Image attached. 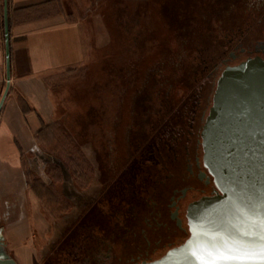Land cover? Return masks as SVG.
Masks as SVG:
<instances>
[{"label":"flooded vegetation","instance_id":"1","mask_svg":"<svg viewBox=\"0 0 264 264\" xmlns=\"http://www.w3.org/2000/svg\"><path fill=\"white\" fill-rule=\"evenodd\" d=\"M115 1L111 61L93 85L80 87L77 108L63 118L78 152L59 159L30 148L31 187L37 191L41 179L40 188L63 197L38 250L53 264H137L183 242L188 205L216 189L200 137L215 81L241 54L264 58V35L252 46L241 41L259 22V0ZM154 1L183 38V54L174 63L162 53L142 71L156 45L147 12Z\"/></svg>","mask_w":264,"mask_h":264},{"label":"crops","instance_id":"2","mask_svg":"<svg viewBox=\"0 0 264 264\" xmlns=\"http://www.w3.org/2000/svg\"><path fill=\"white\" fill-rule=\"evenodd\" d=\"M70 1L79 10L87 0H8L10 85L0 111V220L5 248L18 264H33L49 238L37 192L21 182L30 171V148L50 149L43 147V134L62 123L72 105L66 96L76 85L73 75L94 60L87 22L67 8ZM1 12L0 7V96L5 86Z\"/></svg>","mask_w":264,"mask_h":264},{"label":"water","instance_id":"3","mask_svg":"<svg viewBox=\"0 0 264 264\" xmlns=\"http://www.w3.org/2000/svg\"><path fill=\"white\" fill-rule=\"evenodd\" d=\"M2 24L5 86L0 96V111L10 85L8 0H2ZM200 137L203 163L213 177L216 189L211 195L201 196L188 205L189 234L185 240L192 234L190 223L208 221L209 224H224L231 220L233 211L229 202L237 195L251 197L257 204L264 198L263 57L248 56L236 64L223 67L215 81ZM168 252L169 249L159 258L137 264H155ZM174 258L167 256L170 260ZM0 264H18L5 248L2 228Z\"/></svg>","mask_w":264,"mask_h":264},{"label":"rangeland","instance_id":"4","mask_svg":"<svg viewBox=\"0 0 264 264\" xmlns=\"http://www.w3.org/2000/svg\"><path fill=\"white\" fill-rule=\"evenodd\" d=\"M258 1V0H256ZM71 2V1H70ZM67 3V8L71 11L74 10V13L76 15H80V17H83L85 21L87 22V25L89 27V33L92 35V53L93 55V61L88 62V65L81 69L79 72L75 73L73 75V82L76 83L75 87L70 86V92L66 96V100L72 101L71 106L73 108H77V101H78V92L80 91L81 86H91L95 83L99 72L101 71V67L104 63H107L108 60L111 61V56L115 51V16L116 14L114 11L116 10V6L113 5V0H98L94 5L90 4V0L84 1V5H80L79 10L75 8L74 3ZM112 2V4H110ZM262 5H264V0H259ZM107 3V4H106ZM152 6H149L147 9L148 12V18L149 22L152 23L150 25L151 27V34L154 37L155 40V47L150 50L149 57H144V60L146 59L145 63L141 65V70L145 71L148 67L155 66L158 63V60L161 59L160 54L165 53L164 55L171 60L170 62H178V58L180 55L183 54L182 52V46L180 44L181 41H183V38L180 36L174 29V27L168 26V24H164L162 21V18L156 11V2L154 1ZM151 12V13H150ZM259 22H256V24L244 35L243 39L241 40L244 45L252 46V43H255L254 40L257 38L261 39L264 35V9L261 10V14L259 16ZM171 27V28H170ZM161 44L160 51L157 50L158 44ZM159 53V56L158 54ZM108 56V57H107ZM165 57V58H166ZM245 57V54L239 55V57L235 60H232L230 63H238L239 60H243ZM101 59V60H98ZM96 59V60H95ZM75 76V77H74ZM79 85V86H77ZM178 93V90H177ZM67 129L65 128V121L62 119V123H56L51 125L47 132L44 133L45 139V145L43 147L47 148L49 147L50 151H52V154H54L57 158L62 159L63 155H65V152L71 149V152L76 154L79 149V141L77 139H74L67 134ZM43 136L41 135V138ZM53 163H48V166L52 167ZM46 167V168H47ZM25 177L24 180L21 179V182L27 183V185H32L33 180H35L36 175L28 170V172L25 171ZM47 176L49 173H45ZM44 174V176H46ZM26 179V180H25ZM39 179V178H38ZM56 180L60 181V176L56 178ZM42 182V180L40 179ZM39 182L38 186V192L37 197L40 201V204L43 208V215L48 220L47 224V236H51L52 233V220L55 218V204L60 202L59 200H62V194L60 190L58 189L55 193L56 194H49L48 190L46 188H40L41 186L45 185L43 182ZM48 200H53L52 203H48ZM47 237H45L46 240ZM48 240V239H47ZM46 240V241H47ZM46 243V242H45ZM41 246V244L39 245ZM157 254L156 256H158ZM153 256V257H156ZM13 257V256H12ZM33 264H53L47 262L45 259L42 258L39 251L35 252V256L33 259ZM58 264H73L72 261L70 262L69 258H66L65 260L62 259L61 262Z\"/></svg>","mask_w":264,"mask_h":264},{"label":"snow or ice","instance_id":"5","mask_svg":"<svg viewBox=\"0 0 264 264\" xmlns=\"http://www.w3.org/2000/svg\"><path fill=\"white\" fill-rule=\"evenodd\" d=\"M229 206L231 220L190 223L189 238L155 264H264V198L257 204L237 195Z\"/></svg>","mask_w":264,"mask_h":264},{"label":"trees","instance_id":"6","mask_svg":"<svg viewBox=\"0 0 264 264\" xmlns=\"http://www.w3.org/2000/svg\"><path fill=\"white\" fill-rule=\"evenodd\" d=\"M0 7H1V11H2V0H1V5H0ZM2 13V12H1Z\"/></svg>","mask_w":264,"mask_h":264}]
</instances>
